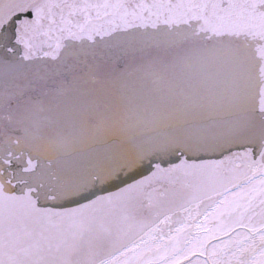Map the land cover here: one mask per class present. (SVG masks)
I'll list each match as a JSON object with an SVG mask.
<instances>
[{
  "label": "snow or ice",
  "instance_id": "6c2138e0",
  "mask_svg": "<svg viewBox=\"0 0 264 264\" xmlns=\"http://www.w3.org/2000/svg\"><path fill=\"white\" fill-rule=\"evenodd\" d=\"M0 264H264V0H0Z\"/></svg>",
  "mask_w": 264,
  "mask_h": 264
}]
</instances>
